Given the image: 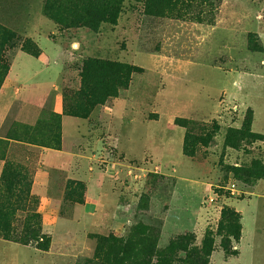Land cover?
Listing matches in <instances>:
<instances>
[{
	"label": "rangeland",
	"instance_id": "1",
	"mask_svg": "<svg viewBox=\"0 0 264 264\" xmlns=\"http://www.w3.org/2000/svg\"><path fill=\"white\" fill-rule=\"evenodd\" d=\"M145 1L94 32L60 30L46 0H0V264H89L100 232L147 238L151 264H264V0H222L212 25L149 17ZM87 59L137 70L113 119L97 106L63 148L53 108ZM22 104L34 125L16 121Z\"/></svg>",
	"mask_w": 264,
	"mask_h": 264
},
{
	"label": "trees",
	"instance_id": "2",
	"mask_svg": "<svg viewBox=\"0 0 264 264\" xmlns=\"http://www.w3.org/2000/svg\"><path fill=\"white\" fill-rule=\"evenodd\" d=\"M222 0H146L144 12L149 17L168 18L182 21H189L195 24L212 25L218 14ZM123 0H46L44 14L54 21L60 30L88 28L94 32L98 31L102 24L116 25L121 13ZM10 35L0 29L1 47L8 40ZM5 46V45H4ZM22 50L33 58H38L40 49L30 40L22 44ZM0 51V87L7 74L8 68L2 59ZM136 68L130 65L87 59L83 62L80 71L81 89L75 94L72 103L68 104L64 95V112L66 116L86 119L97 107L104 106L109 99H116L121 91L127 90L131 75ZM59 122L57 129H61V116L55 115ZM252 119L245 121L244 126L250 128ZM56 138V137H55ZM229 142V138L227 139ZM233 146V143H230ZM60 146V138L55 139L51 147L57 149ZM235 146V145H234ZM233 146V147H234ZM2 147L0 145V152ZM2 156L0 153V162ZM229 216H236L234 211L222 210V219ZM229 216L227 218L229 219ZM227 239H240L241 228L227 227ZM96 246L93 260L89 264H151L156 257L151 244L145 237L138 241L127 242L114 234L108 236L95 235ZM203 255L210 257L212 252L210 244L204 243ZM226 255L235 256L236 251H230L223 247Z\"/></svg>",
	"mask_w": 264,
	"mask_h": 264
},
{
	"label": "crops",
	"instance_id": "3",
	"mask_svg": "<svg viewBox=\"0 0 264 264\" xmlns=\"http://www.w3.org/2000/svg\"><path fill=\"white\" fill-rule=\"evenodd\" d=\"M4 86H2L3 89ZM2 89H0V94L2 92ZM4 97V96H3ZM2 97V98H3ZM0 98V100L2 101L3 99ZM100 111L99 114L101 116V119H108V120H112L113 116H114V108L111 106V108H109V105H107V103L104 106L100 107ZM19 110V109H18ZM95 110V109H94ZM110 111L111 113H106L107 111ZM34 109L33 107H26L24 104H22L20 106V110L16 116V121L20 122L22 124H26V125H34L36 118H34V113H33ZM53 113L56 115H60L61 116V133H62V147L63 148H68L66 147V142L69 143V147L70 144L72 143V141L70 142V139H67L66 135L69 132V130L71 131H75L79 128V126L83 127L85 122H88L87 120H80L78 118H73V117H69V116H65L63 114V107H62V101L57 99L56 104L53 108ZM84 122V123H83ZM70 131V132H71ZM98 142H101V140H97ZM104 143H102L103 145ZM118 145H121V141L117 142ZM127 145H133V143L131 141H127ZM126 145V146H127ZM130 147H128L129 149ZM163 227H165V224L163 225ZM100 235H103V233L100 232ZM106 236V234H105Z\"/></svg>",
	"mask_w": 264,
	"mask_h": 264
}]
</instances>
